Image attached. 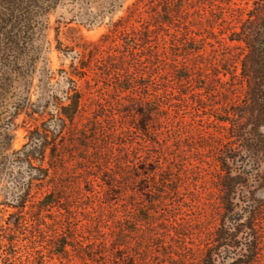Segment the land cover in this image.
Returning <instances> with one entry per match:
<instances>
[{
	"label": "rangeland",
	"instance_id": "374dc122",
	"mask_svg": "<svg viewBox=\"0 0 264 264\" xmlns=\"http://www.w3.org/2000/svg\"><path fill=\"white\" fill-rule=\"evenodd\" d=\"M263 20L264 0L49 10L0 94V264H117L119 250L200 264L220 227L238 235L221 264L249 239L264 264V157L238 158L264 136ZM69 78L83 102L60 134ZM43 122L54 150L36 155L49 171L31 186L35 168L13 154Z\"/></svg>",
	"mask_w": 264,
	"mask_h": 264
},
{
	"label": "trees",
	"instance_id": "16d2710c",
	"mask_svg": "<svg viewBox=\"0 0 264 264\" xmlns=\"http://www.w3.org/2000/svg\"><path fill=\"white\" fill-rule=\"evenodd\" d=\"M100 0H0V94L1 90L6 86L4 83L8 79L5 77L6 72H11L9 69L14 61H18L19 57L16 55L22 49H27L29 45L33 43L38 33L43 30V16L49 11L58 7L60 4H90ZM260 25V24H259ZM253 41L257 43V46H253L257 49L256 57L258 58L257 64H261L259 57L264 54V20L261 21V25L254 28L252 33ZM264 56V55H263ZM263 59V58H262ZM264 68V62L262 65ZM71 86L66 92L67 102H61L58 106L57 113V130L63 133L66 130L68 121L73 123L76 115L80 112L82 107V93L76 85L74 79L69 78ZM1 102V99H0ZM263 107V106H262ZM258 119V118H257ZM13 122V118L10 123ZM47 122H43L41 126L36 127L30 131L29 142L23 145V147L14 152L15 159H24L30 167L35 168L36 172L32 175L31 183L33 180L42 179L43 176L48 175L49 168L43 166H34L33 160L36 155H40L42 158L46 156V149L50 145L49 129ZM62 140L65 139V135H60ZM252 140V141H251ZM247 148L248 154H238V158H245L249 161V155H252L259 159L264 157V136L262 139L255 142L253 139L248 138ZM57 143H55L56 145ZM54 150L53 146H51ZM231 157V156H229ZM230 184H234V177L229 178ZM109 185L111 183L107 182ZM253 222L251 219L242 221L239 223L240 227H246L249 230L253 229ZM237 231L229 232L227 229L220 227L217 229L213 238V244L208 247L204 253L200 264H221V251L223 245L229 246L227 242L228 236L231 241L238 236ZM229 239V240H230ZM237 240V239H236ZM225 242V243H224ZM235 242V241H234ZM238 242V241H236ZM256 242L253 239H249L244 248L245 252L238 257L231 259L226 264H252L257 257ZM119 261L117 264H149L145 260L141 261L140 253H128L122 250L118 251Z\"/></svg>",
	"mask_w": 264,
	"mask_h": 264
}]
</instances>
